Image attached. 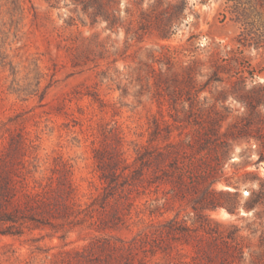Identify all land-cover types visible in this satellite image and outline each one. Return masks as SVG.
Listing matches in <instances>:
<instances>
[{
    "label": "rangeland",
    "instance_id": "1",
    "mask_svg": "<svg viewBox=\"0 0 264 264\" xmlns=\"http://www.w3.org/2000/svg\"><path fill=\"white\" fill-rule=\"evenodd\" d=\"M180 1L114 0L118 22L109 26L105 20L93 25V0H0L6 60L0 63V147L23 134L29 144L25 159L44 182L60 160L70 162L83 208L55 228L30 223L22 235L0 234V264H67L68 255L79 258L75 264H93V255L76 257L75 249L109 234L133 238L152 221L163 223L177 213L192 223V192L178 193L166 178L177 176L176 158L187 161L198 150L196 141L206 137L202 127L215 128L221 141L246 126L250 109L240 97L264 90V46L242 42L244 26L232 12L237 1L187 0L178 15ZM173 13V33L163 37L160 26ZM94 33L106 41L109 57L96 59V66L91 54L74 67L70 47ZM102 69L108 72L100 74ZM252 121L264 125L263 107ZM152 144L161 154L171 151L169 165L160 156L159 189L139 186L132 208L120 190L106 209L100 207L106 182L96 150L132 160L138 148ZM224 172L238 181L235 211L221 206L207 213L239 227L247 246L244 264H251L250 253L264 252V161H258L253 137L234 141ZM226 185L236 188L225 178L216 188L228 191ZM253 191L261 203L251 206ZM114 210L119 218L112 217ZM178 248L193 252L189 245ZM138 253L145 264H173L161 250Z\"/></svg>",
    "mask_w": 264,
    "mask_h": 264
},
{
    "label": "trees",
    "instance_id": "2",
    "mask_svg": "<svg viewBox=\"0 0 264 264\" xmlns=\"http://www.w3.org/2000/svg\"><path fill=\"white\" fill-rule=\"evenodd\" d=\"M113 1L93 0V11L90 12L93 25L102 20L109 26L118 22L112 11ZM235 1L237 2L232 5V12L244 26L242 42L264 46V0ZM180 3L184 6L178 8V15L185 8L187 0H181ZM177 13L176 17L174 13L171 14L164 25L160 26L163 37H170L173 33ZM70 49L74 67L86 64L91 54L93 60L109 57L108 45L105 40L100 39L98 33H94L93 37L83 36L80 41H75ZM5 61L4 51L0 48V63ZM100 64L96 60V66ZM107 72L108 69H102L100 74ZM17 90L20 92V89ZM45 96L46 92H43L40 98L43 100ZM94 96L99 98L98 93ZM240 100L250 109L251 117L246 126L238 128L235 125L237 129L225 134L227 137L221 141H218V131L215 128L202 127L206 137L203 142L196 141V144L200 143L198 150L187 161L176 158L177 176L166 178L178 193L192 192L188 212L192 219L191 224L187 219L180 218L177 213L163 223L152 221L133 238L110 234L98 237L93 242L76 248V257L88 258L87 256L93 255V264H145L143 257H136V253L147 250L154 253L161 250L173 264H244L247 246L239 234V227L235 224L226 225L207 213L221 206L230 212L235 211V204L239 199V187L236 184L238 181L234 183L224 172L225 161L230 157L235 140L245 138L249 141L253 137L258 146V161H264V125L254 126L252 121L254 113H259L260 107L264 108V90L262 88L255 96L246 94L240 97ZM156 132V129L152 132V143ZM28 146L26 138L20 133L18 138L11 137L8 146L0 147V234L22 235L25 225L30 223L35 227L55 228L60 224L58 220L77 217L83 211L74 180L73 165L62 159L53 169V175L48 177L47 182L39 180L35 176L36 169L32 167L35 165L25 159ZM197 151L204 152L198 156ZM170 152L167 150L161 154L158 147L152 144L138 148L136 155L130 160L118 151L110 155L106 148H98L95 156L99 161L101 178L106 182L100 207L106 209L120 190L124 192L131 208L136 205L132 192L138 190L139 186L144 189L154 187L158 190L161 180L160 156L162 155L169 165ZM223 178L227 183L236 185V188L228 191L218 190L216 183ZM261 185L263 187L264 182ZM200 191L202 192L199 193ZM222 197L226 199L223 200ZM260 200V194L253 191L250 205L261 203ZM156 209L157 206L151 208L150 212L153 213ZM118 214L117 210L111 213L113 218H119ZM151 240L154 244L148 247ZM179 245H189L193 252L184 253L178 248ZM175 250H178L176 255L180 256L175 255ZM183 255L190 256L191 260L184 259ZM250 255L251 264H264V252ZM66 261L67 264H75L80 260L68 255Z\"/></svg>",
    "mask_w": 264,
    "mask_h": 264
},
{
    "label": "water",
    "instance_id": "3",
    "mask_svg": "<svg viewBox=\"0 0 264 264\" xmlns=\"http://www.w3.org/2000/svg\"><path fill=\"white\" fill-rule=\"evenodd\" d=\"M226 189L233 190V187L230 185H226Z\"/></svg>",
    "mask_w": 264,
    "mask_h": 264
}]
</instances>
